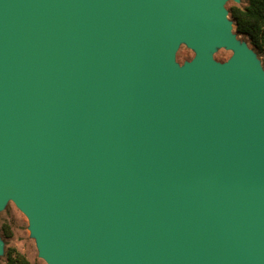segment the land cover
<instances>
[{
	"label": "water",
	"instance_id": "95a60500",
	"mask_svg": "<svg viewBox=\"0 0 264 264\" xmlns=\"http://www.w3.org/2000/svg\"><path fill=\"white\" fill-rule=\"evenodd\" d=\"M227 1L0 0V211L48 264H264V71Z\"/></svg>",
	"mask_w": 264,
	"mask_h": 264
},
{
	"label": "rangeland",
	"instance_id": "374dc122",
	"mask_svg": "<svg viewBox=\"0 0 264 264\" xmlns=\"http://www.w3.org/2000/svg\"><path fill=\"white\" fill-rule=\"evenodd\" d=\"M247 0H241L236 3L233 0H228L224 4V9L227 11V19L232 23V34L240 43H246L248 48L253 51L256 60L259 62L264 71V52L258 53L253 49L249 40L240 35L235 27L234 21L230 16V8L245 7ZM234 55L233 50L227 48L216 47L210 53L211 60L218 64L227 63ZM196 57L193 49H190L185 43H181L175 54V64L179 68H183L187 63L192 62ZM0 240L2 242V254L0 255V264H6L7 253L12 256H20L29 264H48L44 258L40 256V250L35 236L30 229V221L28 217L9 200L0 211Z\"/></svg>",
	"mask_w": 264,
	"mask_h": 264
},
{
	"label": "trees",
	"instance_id": "16d2710c",
	"mask_svg": "<svg viewBox=\"0 0 264 264\" xmlns=\"http://www.w3.org/2000/svg\"><path fill=\"white\" fill-rule=\"evenodd\" d=\"M237 32L246 37L255 51L264 52V0H247L243 8H230ZM6 264H29L24 258L7 253Z\"/></svg>",
	"mask_w": 264,
	"mask_h": 264
}]
</instances>
